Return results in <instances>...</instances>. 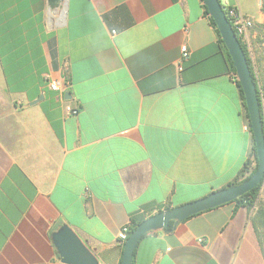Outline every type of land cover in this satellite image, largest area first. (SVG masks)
<instances>
[{
	"label": "crops",
	"instance_id": "crops-1",
	"mask_svg": "<svg viewBox=\"0 0 264 264\" xmlns=\"http://www.w3.org/2000/svg\"><path fill=\"white\" fill-rule=\"evenodd\" d=\"M220 2L253 20L242 45L254 67L261 0ZM62 14L0 0V264H63L51 240L62 225L98 264H120L126 223L224 189L253 163L202 0H69ZM64 78L61 98L47 83ZM255 210L231 202L147 234L133 264H264Z\"/></svg>",
	"mask_w": 264,
	"mask_h": 264
},
{
	"label": "water",
	"instance_id": "water-1",
	"mask_svg": "<svg viewBox=\"0 0 264 264\" xmlns=\"http://www.w3.org/2000/svg\"><path fill=\"white\" fill-rule=\"evenodd\" d=\"M61 0H48L50 9L58 7ZM208 15L214 21L219 35L232 61L237 81L244 95L250 131L255 145L257 167L253 175L237 185L214 191L207 196L172 209L160 211L142 221L124 242L120 264H132L134 251L139 241L147 234L163 231L198 213L228 204L256 188L264 181V125L258 93L254 84L246 55L238 40L220 0H202ZM70 98V93L65 94ZM52 244L63 264H98L97 259L85 243L68 225H62L51 235Z\"/></svg>",
	"mask_w": 264,
	"mask_h": 264
},
{
	"label": "trees",
	"instance_id": "trees-1",
	"mask_svg": "<svg viewBox=\"0 0 264 264\" xmlns=\"http://www.w3.org/2000/svg\"><path fill=\"white\" fill-rule=\"evenodd\" d=\"M223 9L225 11L224 6H223ZM204 10H205V14L208 16L210 24L215 29L216 35L218 37V42L220 43V45L222 46V48L224 50V53L226 54L228 64H229V68L232 71V73L235 74V69L232 66V61H231L230 56L227 52V49L225 48L224 43H223V41L219 35V32H218V30L214 24V21L208 15L207 9L205 7H204ZM261 11L264 14V0H261ZM258 30H259V37L257 38V41H256L258 47L256 48L257 50L255 52V65H254V67H253V64L251 62V59L249 58L247 51L245 50L244 46L242 44L241 45H242V48H243L244 53L246 55V59H247L248 65L250 67L251 75H252L254 84L256 86V89H257L258 99H259V103H260V110H261V115H262L263 125H264V23L258 28ZM259 48L261 49L260 51H259ZM236 84L238 85L240 97L242 100V105H243V108L245 111L246 118L248 120V114H247V110H246L245 102H244V95H243L242 89H241L238 81L236 82ZM248 125H249L248 127L250 129L249 120H248ZM251 157H253L254 167L252 168L250 174L247 175L245 178L241 179V176L244 174V172L246 170L249 169V166H250L249 163L246 162L244 164L243 169L239 173L240 179L236 180L234 183H232L228 186L237 185V184L242 183L243 181L250 178L253 175V173L255 172L256 167H257V158H256V154H255V145H254L253 138H252V150H251L250 158ZM262 184H263V182H261L256 188L252 189L251 191L244 194L243 196L237 198L233 202H235L238 205H245L248 208H252L254 206L256 207L255 213L252 217V223L255 227V230H256V233L258 236L259 245H260L262 253L264 255V203L257 205V199H258L259 191H260ZM141 222L130 220L129 235L131 234V232L133 230H135V228ZM171 229H172V223H170L168 231H170ZM132 264H133V260H132Z\"/></svg>",
	"mask_w": 264,
	"mask_h": 264
},
{
	"label": "built area",
	"instance_id": "built-area-1",
	"mask_svg": "<svg viewBox=\"0 0 264 264\" xmlns=\"http://www.w3.org/2000/svg\"><path fill=\"white\" fill-rule=\"evenodd\" d=\"M68 1L69 0L60 1L59 5L61 8V12L64 11L65 13ZM225 14L240 43L241 44L246 43L247 34L254 26L253 20L247 17L246 15H244L236 6L225 7ZM188 59H189V51L185 46H182L181 57L178 64L179 71L182 70L181 64L188 61ZM232 79L234 81H237L236 74H233ZM67 85L68 82L65 80V78L62 81L52 80L47 83L49 89L54 92H57L61 98L63 96L62 89L65 88ZM66 112L70 115H77L78 109H72L67 106ZM253 167H254V162L249 166V169L244 172V174L241 176V179L249 175ZM129 226H130V221L126 223V225H124L117 234V239L122 243H124L129 236Z\"/></svg>",
	"mask_w": 264,
	"mask_h": 264
},
{
	"label": "rangeland",
	"instance_id": "rangeland-1",
	"mask_svg": "<svg viewBox=\"0 0 264 264\" xmlns=\"http://www.w3.org/2000/svg\"><path fill=\"white\" fill-rule=\"evenodd\" d=\"M260 50L261 49L259 48V51ZM261 203H264V181H263V184H262V186L260 188L258 199H257V205H259Z\"/></svg>",
	"mask_w": 264,
	"mask_h": 264
},
{
	"label": "bare ground",
	"instance_id": "bare-ground-1",
	"mask_svg": "<svg viewBox=\"0 0 264 264\" xmlns=\"http://www.w3.org/2000/svg\"><path fill=\"white\" fill-rule=\"evenodd\" d=\"M62 13L64 14V11H62ZM63 14H62V15H63Z\"/></svg>",
	"mask_w": 264,
	"mask_h": 264
}]
</instances>
